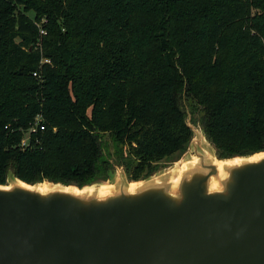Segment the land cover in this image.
Returning a JSON list of instances; mask_svg holds the SVG:
<instances>
[{"label":"trees","instance_id":"trees-1","mask_svg":"<svg viewBox=\"0 0 264 264\" xmlns=\"http://www.w3.org/2000/svg\"><path fill=\"white\" fill-rule=\"evenodd\" d=\"M182 97L219 157L264 151V0H0V184L142 180L188 147Z\"/></svg>","mask_w":264,"mask_h":264},{"label":"water","instance_id":"water-1","mask_svg":"<svg viewBox=\"0 0 264 264\" xmlns=\"http://www.w3.org/2000/svg\"><path fill=\"white\" fill-rule=\"evenodd\" d=\"M186 124L195 155L166 176L157 170L138 180L132 192L123 166L110 174L112 193L104 197L40 194L17 182H42L8 171L0 184H11L0 190V264H264V157L249 159L264 151L221 158L202 128ZM234 158L241 161L218 179L213 161Z\"/></svg>","mask_w":264,"mask_h":264},{"label":"bare ground","instance_id":"bare-ground-1","mask_svg":"<svg viewBox=\"0 0 264 264\" xmlns=\"http://www.w3.org/2000/svg\"><path fill=\"white\" fill-rule=\"evenodd\" d=\"M263 157H264V152H260V153H257L255 155L251 156L249 159H250V161H258ZM240 161H241V158H234V159H229V160H225V161H220V160L215 159L213 161V163L217 166V169H218V176H217L218 179H221L225 176V171H224L225 166L234 165V164L239 163ZM188 163L190 165L191 164L194 165L196 163V158H194L192 161H189ZM140 183H141L140 181H131L128 184L129 185L128 190L131 192L134 191L135 188L140 185ZM17 184L20 185L21 187H24L25 189H29V190L33 189L40 194L53 192V191H64V192H69L72 194H79V193L93 194V193H97L98 196L104 197L105 195L112 193V189H113V186L109 185L106 182L102 183V185L96 189H94L93 187L84 188V189H78V188L72 187V186L63 187V186H58V185H51V184L45 183V182H42V183L34 185V186L25 184L21 181L17 182ZM210 187H211V190L219 188V184L214 178L211 179ZM10 188H11V184L6 185V186H0V190H8Z\"/></svg>","mask_w":264,"mask_h":264},{"label":"rangeland","instance_id":"rangeland-1","mask_svg":"<svg viewBox=\"0 0 264 264\" xmlns=\"http://www.w3.org/2000/svg\"><path fill=\"white\" fill-rule=\"evenodd\" d=\"M27 14L30 15L31 17L33 16L32 11H28ZM180 102L182 104V107L186 111L185 121L188 122L189 124H191L195 129H201L202 127H201V124H200V121H199V113H198V111L196 113H194V115H192L190 113V108L188 106V101L184 97H182ZM194 151H196V149L193 147L192 141H190L189 144H188L187 149L183 153H180V154L176 155L171 160H166V161L161 162L160 166H159V169H158V172L156 173V175L160 176L162 174L163 176H166L168 174L167 171L169 169H173V170L178 169L180 167L181 163L184 160H186L187 158H189L192 155H195ZM116 166H117L116 169H120V165L119 164H117ZM113 173L115 174L114 170H113ZM126 175H127V173H126ZM127 177H128V175H127ZM140 181H142V180H140ZM42 182L50 183L51 181L43 180ZM95 182H101V183L106 182V183H109V182H111V179L110 180L109 179L99 180V181H95Z\"/></svg>","mask_w":264,"mask_h":264},{"label":"built area","instance_id":"built-area-1","mask_svg":"<svg viewBox=\"0 0 264 264\" xmlns=\"http://www.w3.org/2000/svg\"><path fill=\"white\" fill-rule=\"evenodd\" d=\"M40 33H45L43 29L40 30ZM42 62H46V63H49V59L45 58L42 60ZM33 76H37V71L33 72ZM42 120H43V117L41 114H38L35 118H34V122L33 124L31 125V127L26 131L24 132V135L22 137V139L20 140V143H19V146L20 148L22 149H26L27 147H30L31 144H30V136H31V133H36L38 130H43L44 129V125L42 124ZM36 142L38 139H35Z\"/></svg>","mask_w":264,"mask_h":264},{"label":"crops","instance_id":"crops-1","mask_svg":"<svg viewBox=\"0 0 264 264\" xmlns=\"http://www.w3.org/2000/svg\"><path fill=\"white\" fill-rule=\"evenodd\" d=\"M129 181H131V180H129Z\"/></svg>","mask_w":264,"mask_h":264}]
</instances>
